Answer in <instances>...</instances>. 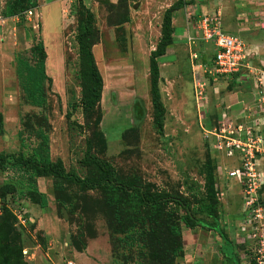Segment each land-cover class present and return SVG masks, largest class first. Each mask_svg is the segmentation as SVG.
Masks as SVG:
<instances>
[{
  "label": "rangeland",
  "instance_id": "374dc122",
  "mask_svg": "<svg viewBox=\"0 0 264 264\" xmlns=\"http://www.w3.org/2000/svg\"><path fill=\"white\" fill-rule=\"evenodd\" d=\"M177 1L37 0L23 21L0 17V155H30L43 134L50 159L66 171L97 177L79 160L89 155L106 161L122 180L186 199L197 218L224 233L233 248L207 228H185L172 204L141 208L120 194L6 170L0 172V264H264V186L260 218L246 221L241 186L227 178L238 162L217 153L204 133L222 116L212 87L223 76L211 70L214 48L194 27L205 15L219 19L217 11L190 14L189 23L187 7L174 15L184 19L186 31L175 30V41L173 35L158 60L163 133L153 125L149 56L161 41L165 10ZM256 1L263 13L264 0ZM5 2L0 0V13ZM86 26L92 29L89 43L102 83L94 105L79 76L77 37ZM39 41L52 80L44 86L41 108L26 102L15 70L19 55L39 68ZM197 80L205 83L201 97ZM28 183L44 195L45 208ZM212 195L216 224L200 212Z\"/></svg>",
  "mask_w": 264,
  "mask_h": 264
},
{
  "label": "trees",
  "instance_id": "16d2710c",
  "mask_svg": "<svg viewBox=\"0 0 264 264\" xmlns=\"http://www.w3.org/2000/svg\"><path fill=\"white\" fill-rule=\"evenodd\" d=\"M82 2V0H78ZM192 4V1L178 0L167 8L162 17V38L158 43L156 49L150 53L149 56V76H150V99L154 111L153 125L158 134L163 133L165 107L160 98L158 84L160 83V73L158 68V60L165 56L166 49L170 47L173 42L174 29L171 21L173 14L182 10L185 6ZM37 0H6L5 6L0 13L1 18L18 17L23 21V15L26 11L37 8ZM92 36V29L86 26L77 37L78 44V64L79 76L84 88V93L90 100V104H96L100 99L101 79L97 72L94 59L91 53L90 38ZM37 49L40 55L39 68L31 65L23 55H19L16 59V75L18 83L24 94V99L31 107L41 108L46 102V91L44 86H51L52 80L46 74L45 61L47 59L43 44L39 41ZM221 119L220 115L216 116L213 124L209 129L216 127ZM211 124V122H210ZM3 124L0 118V134H3ZM41 143L36 146L30 155H25L21 152L8 155H0V172L11 170L12 172H19L27 174V176L34 175L36 178H55L69 181L77 186L88 190L100 189L106 193L120 194L121 197L135 202L139 207L146 209H159L164 205L172 204L179 212L180 223L188 229L207 228L216 232L220 239L226 245H231V240L212 225L206 224L203 220L197 218L190 203L177 195L163 192H148L136 182L120 179L115 169L106 161L97 157L85 155L79 160V166L82 168H92L97 171L98 176H86L84 178L78 177L72 171H66L60 161H52L49 157L48 143L45 135L40 136ZM34 177V178H35ZM29 183H34L31 181ZM28 183V185H29ZM211 184V180H209ZM38 199L40 208L46 207V199L37 188L27 189ZM209 205L201 213H206L208 217L216 224V203L214 195L210 196ZM224 255V254H223ZM231 255V253H230ZM234 256V253H232ZM234 259L235 256L233 257ZM224 259L227 258L224 255ZM236 261V260H235ZM233 264H238L236 261Z\"/></svg>",
  "mask_w": 264,
  "mask_h": 264
},
{
  "label": "built area",
  "instance_id": "2783aa9c",
  "mask_svg": "<svg viewBox=\"0 0 264 264\" xmlns=\"http://www.w3.org/2000/svg\"><path fill=\"white\" fill-rule=\"evenodd\" d=\"M188 9H186L187 23L192 16L190 14H196L193 8ZM216 14L218 16V13ZM213 15L199 18L198 26L194 29L200 32L202 41L211 44L214 48L211 69L213 73L229 77L241 70L247 57L246 48L239 38L225 33L218 23V17ZM204 86L205 83L201 80L195 82L197 96L201 97ZM243 110L247 115L246 118L249 119L248 122L252 121L251 126L222 115L218 125L210 130H204V133L207 138L213 139V149L217 153L223 154L228 159L237 160V169L227 173V178L237 179L241 186L246 221H256L261 213L259 192L264 186V96L260 95ZM23 254L26 255V252L24 251Z\"/></svg>",
  "mask_w": 264,
  "mask_h": 264
},
{
  "label": "crops",
  "instance_id": "0c3cea01",
  "mask_svg": "<svg viewBox=\"0 0 264 264\" xmlns=\"http://www.w3.org/2000/svg\"><path fill=\"white\" fill-rule=\"evenodd\" d=\"M193 1L195 3L185 6V8H194L197 15L217 11L222 28H225L230 35L239 38L246 48L247 57L241 70L229 77H223L220 82L214 79L212 89L216 94L213 96L222 105L221 115L237 119L251 126L253 123L252 121L248 122L249 119L246 118L247 115L243 109L260 95L264 96V12L259 11L256 0H229L224 3H222L224 0H220V2L219 0ZM227 4L230 5L226 6ZM180 11L183 12L184 9ZM176 13L172 17L174 33L178 28L180 33L185 34L184 19L174 18ZM262 14L261 19L252 17L256 18Z\"/></svg>",
  "mask_w": 264,
  "mask_h": 264
},
{
  "label": "water",
  "instance_id": "95a60500",
  "mask_svg": "<svg viewBox=\"0 0 264 264\" xmlns=\"http://www.w3.org/2000/svg\"><path fill=\"white\" fill-rule=\"evenodd\" d=\"M62 213H63V217H64V219H66V214H65L64 210L62 211ZM68 240H69V237L67 236V237H66V241H68Z\"/></svg>",
  "mask_w": 264,
  "mask_h": 264
}]
</instances>
